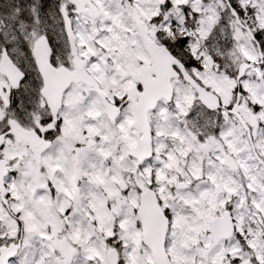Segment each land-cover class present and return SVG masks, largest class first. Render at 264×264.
Here are the masks:
<instances>
[{
  "label": "snow or ice",
  "instance_id": "snow-or-ice-1",
  "mask_svg": "<svg viewBox=\"0 0 264 264\" xmlns=\"http://www.w3.org/2000/svg\"><path fill=\"white\" fill-rule=\"evenodd\" d=\"M0 264H264V0H0Z\"/></svg>",
  "mask_w": 264,
  "mask_h": 264
}]
</instances>
